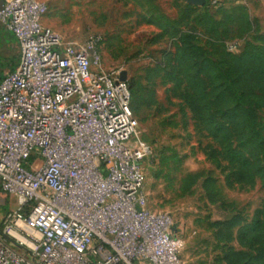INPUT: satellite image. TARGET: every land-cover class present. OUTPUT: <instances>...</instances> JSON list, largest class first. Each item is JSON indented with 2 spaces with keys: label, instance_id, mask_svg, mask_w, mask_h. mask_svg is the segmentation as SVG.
<instances>
[{
  "label": "built area",
  "instance_id": "built-area-1",
  "mask_svg": "<svg viewBox=\"0 0 264 264\" xmlns=\"http://www.w3.org/2000/svg\"><path fill=\"white\" fill-rule=\"evenodd\" d=\"M38 0L0 2L19 62L0 80V264H181L172 219L147 207L150 146L98 41L66 43Z\"/></svg>",
  "mask_w": 264,
  "mask_h": 264
},
{
  "label": "rangeland",
  "instance_id": "rangeland-1",
  "mask_svg": "<svg viewBox=\"0 0 264 264\" xmlns=\"http://www.w3.org/2000/svg\"><path fill=\"white\" fill-rule=\"evenodd\" d=\"M38 1L47 8L45 27L66 43L97 40L104 68L126 72L128 84L136 83L147 92L134 114L137 136L153 151L144 166L143 189L147 207L171 217L181 264H227L224 256L229 248L243 251L236 241L238 230L264 208V188L257 179L251 189H229L220 172L205 159L206 147L215 145L188 110L184 115L179 94L185 87L174 90L173 83L164 79L170 66L163 53H174L179 42L167 24L180 20L189 5L194 10L179 29H196L201 34L200 45L207 50L209 38L216 40L213 50L238 53L247 43L264 45V0H205L201 7L184 0ZM205 11L217 23L216 37L207 27L195 25ZM16 61L17 43L0 39V78ZM160 64L163 68L159 69ZM258 121L264 138V109ZM189 175L198 179L189 190H183L191 181ZM16 209L14 197L0 190V230L6 214ZM234 218L235 225H215L228 224Z\"/></svg>",
  "mask_w": 264,
  "mask_h": 264
},
{
  "label": "trees",
  "instance_id": "trees-1",
  "mask_svg": "<svg viewBox=\"0 0 264 264\" xmlns=\"http://www.w3.org/2000/svg\"><path fill=\"white\" fill-rule=\"evenodd\" d=\"M193 10L185 5L181 19L167 24L179 42L174 44V53H163L170 66L164 79L173 83L174 90L185 87L179 94L181 109L184 115L188 110L191 119L215 145L206 147L205 159L220 172L226 187L251 189L258 179L264 188V138L258 121V114L264 109V45L247 43L238 53L219 52L212 48L216 40L208 38L207 50L200 45L201 34L196 29L178 28ZM246 21L244 25L250 29L251 24ZM195 25L218 35L217 23L206 11L195 19ZM128 87L134 116L147 92L136 83ZM188 177L191 181L183 190H189L198 179L197 175ZM207 185L208 179L203 182L204 187ZM235 221L236 218L228 224L215 225H235ZM236 241L243 251L229 248L224 256L227 264H264V208L238 230Z\"/></svg>",
  "mask_w": 264,
  "mask_h": 264
},
{
  "label": "crops",
  "instance_id": "crops-1",
  "mask_svg": "<svg viewBox=\"0 0 264 264\" xmlns=\"http://www.w3.org/2000/svg\"><path fill=\"white\" fill-rule=\"evenodd\" d=\"M2 1H3V0H0V2H2ZM0 39H3L5 42H13V43L16 44V41H15V39L13 38V36H12L8 31H6L2 26H0ZM18 62H19V61H16V62L13 64V66H12L10 69H8V70L4 69V70H3V75H2V77L0 78V80H1L6 74L13 72V71L15 70V68L17 67Z\"/></svg>",
  "mask_w": 264,
  "mask_h": 264
},
{
  "label": "water",
  "instance_id": "water-1",
  "mask_svg": "<svg viewBox=\"0 0 264 264\" xmlns=\"http://www.w3.org/2000/svg\"><path fill=\"white\" fill-rule=\"evenodd\" d=\"M184 2L194 5V6H198L201 7L205 4V0H184ZM119 80L120 81H127V74L126 72L122 71L119 75Z\"/></svg>",
  "mask_w": 264,
  "mask_h": 264
}]
</instances>
